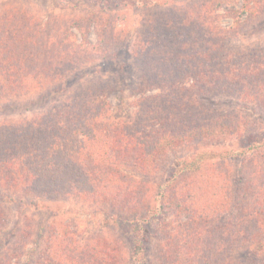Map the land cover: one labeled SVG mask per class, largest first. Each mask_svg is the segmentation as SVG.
I'll use <instances>...</instances> for the list:
<instances>
[{
    "label": "trees",
    "instance_id": "obj_1",
    "mask_svg": "<svg viewBox=\"0 0 264 264\" xmlns=\"http://www.w3.org/2000/svg\"><path fill=\"white\" fill-rule=\"evenodd\" d=\"M180 9L186 16L179 18L188 21H182L176 32L164 29L161 34H151L153 25L141 33L137 51L140 73L133 89L134 94L140 95L136 103L140 109L132 120L108 123L112 104L107 96L111 89L100 83L87 91H78L74 100L63 102L61 111L48 118L46 126L37 125L35 120L31 124L14 122L16 128L0 126V182L5 183L1 175L5 170L13 176L9 185L14 189L48 197L76 195L127 214L131 218L125 216L124 222L134 223L133 264L144 262L148 241L144 227L155 216H172L177 221L163 237L158 264H259L256 258L262 232L258 217L264 208V156L251 158L252 178L241 177L246 182L234 192L225 188V180L221 181V166L226 162L215 161L236 159L242 153L232 150L192 153L195 149L192 154L188 152L191 155L179 157L177 153L185 146L191 149L200 141L226 139L244 130L239 114L221 111L215 104L217 95L231 91L233 82H228L232 77L230 71L210 62L219 48L213 44L220 43L225 31L211 21L204 6L198 9L197 17H191L193 10L188 4ZM9 19V16L7 20L0 19L2 95L26 93L41 86L50 75L61 72L60 65L53 60L50 66H45L55 51L45 47L41 53L46 60L40 62L32 29L22 36L12 34ZM84 34L86 38L87 31ZM29 37L32 42L24 44L22 41ZM27 54L31 57L28 65L24 60ZM34 72L46 75L39 79L33 77ZM240 85L244 91L249 90V84ZM154 89L160 91L146 95ZM40 119L44 121V115ZM59 120L65 124L60 126ZM5 139L11 140V153L8 145L1 143ZM170 157L173 169L167 171L154 206L150 188L138 179H130L125 171L157 173L158 159L166 161ZM245 158L240 166L247 161ZM208 196L214 198L207 200ZM219 196L220 203L219 199L215 201ZM218 219L223 222L215 224ZM8 223L7 213L1 209L0 248L6 242L2 234ZM69 226L60 222L52 227L45 247H39V264L121 263L114 242L101 237L81 244ZM33 231L30 222L19 234H12L19 237L20 249L17 242L15 246L2 248L4 261L0 264H12L13 258L26 253V242ZM254 242L255 248L249 250ZM240 251L243 253L232 255Z\"/></svg>",
    "mask_w": 264,
    "mask_h": 264
},
{
    "label": "rangeland",
    "instance_id": "obj_2",
    "mask_svg": "<svg viewBox=\"0 0 264 264\" xmlns=\"http://www.w3.org/2000/svg\"><path fill=\"white\" fill-rule=\"evenodd\" d=\"M183 4L192 8L191 17H197L204 6L211 21L225 31L220 43L213 44L214 48H219L218 53L214 52L215 59L210 62L230 71L232 77L228 82L233 81L234 84L231 83V91L225 90L217 95L215 104L221 111L239 114L244 130L226 139L218 140L215 137L198 143L195 141L191 149L185 146L177 153L180 157L190 154L194 149L192 153L228 150L242 154L245 152L236 159L218 158L215 161L226 162L225 166H221V181L225 180L226 189L238 192L246 182L241 177L248 180L252 178L251 158L264 156V0H0V19L3 17L7 20V16L10 17L8 28L13 31L12 34L22 36L31 28L40 62L46 60L41 52L50 46L48 51L53 50L55 53L48 58L45 66H50V60H53L61 69L55 76L50 75L47 80L45 78L41 86L26 93H0V126L16 128L14 122L26 121L31 124L34 120L37 125L46 126L50 122L47 119L54 118L61 111L63 102L74 100L78 91H87L89 87L100 83L111 89L107 96L112 104L108 123L132 120L140 109L136 104L140 95L134 94L133 89L140 73L137 51L142 41L141 33L153 25L151 34H161L164 29L176 32L182 21H188L179 18L186 16L180 9ZM20 25L25 28L22 29ZM84 31H87L86 38ZM22 42H32V37ZM92 50H95L94 54ZM24 60L28 65L31 62L30 55H25ZM32 75L42 79L46 74L34 72ZM242 82L249 84L248 91L243 90L245 88L240 85ZM159 91L154 89L146 95ZM42 115L44 121L40 119ZM59 123L61 126L65 121L59 120ZM1 143L7 144L8 152L11 153V140L5 139ZM23 146L26 147V143ZM17 147L20 148V143ZM245 157L247 161L240 166L241 159ZM158 162L157 173L151 170L146 174L133 169L125 171L130 179H138L150 188L154 206L163 181L168 176L167 171L173 169L174 163L172 157L166 161L160 158ZM1 175L5 183L0 182V210L6 211L9 218L8 229L2 234L6 242L0 248L1 262L4 261L2 248H10L17 242V249H20L17 241L19 237L11 235L16 232L19 234L32 222L34 231L26 242V253L17 259L13 258L12 264H39V247H45L52 227L63 222L75 231L81 244L103 237L117 245L121 260L119 264H133L131 231L134 230V223L124 222L122 218L125 216L131 218L127 214L111 205L94 203L76 195L48 197L35 191L14 189L9 185L13 176L5 170L1 171ZM212 198L208 196L207 200ZM217 200L220 203L222 197L219 196ZM182 217L183 221L187 220L186 214ZM258 219L262 232L261 245H258L257 251L259 258L256 260L263 264L264 208ZM149 221L144 227L148 241L142 264H158L163 237L166 231L177 225V221H173L172 216H155ZM215 222L217 224L223 220ZM255 245L256 242L249 250L253 251ZM239 253L243 251L232 255L237 256Z\"/></svg>",
    "mask_w": 264,
    "mask_h": 264
}]
</instances>
